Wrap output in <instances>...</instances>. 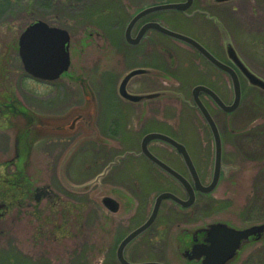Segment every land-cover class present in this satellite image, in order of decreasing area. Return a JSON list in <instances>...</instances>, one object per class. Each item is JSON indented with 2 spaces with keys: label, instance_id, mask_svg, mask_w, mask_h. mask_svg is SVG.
Segmentation results:
<instances>
[{
  "label": "rangeland",
  "instance_id": "1",
  "mask_svg": "<svg viewBox=\"0 0 264 264\" xmlns=\"http://www.w3.org/2000/svg\"><path fill=\"white\" fill-rule=\"evenodd\" d=\"M176 1L181 0H55L52 6L40 7L38 3L26 5L24 2L4 9L0 15V78L8 72L7 78L12 76V80L5 79L6 86L3 87L8 88L9 93L0 95V100L4 101L6 96L11 102L25 104L29 112L39 117L59 118L61 122L62 118L66 119L60 132L63 136L36 139V146L27 152L20 144L22 155L18 157L16 136L23 129L19 127L22 118L14 115L4 119L0 111V205H5L0 211V264H52L48 259H35L38 253H48L59 261L63 259L62 264H69V257L72 258L70 264H86L83 260L87 257L89 264H101V240L106 235L104 226L110 225L104 223L102 215L103 195L113 196L121 203L120 211L115 216L125 215L122 227L111 232L109 245L113 246L118 238L148 218L154 198L161 191L126 190L118 186V190L113 192L100 189V185L87 192H77L72 188L89 184L117 154H123L131 145L125 143V148L121 149L117 134L123 128L109 126L103 118L98 126L96 122L93 125L100 136L104 135L101 140L106 141L105 144H96L94 140L84 141L82 138L93 130L84 114L86 109L91 103L97 107L101 102L98 72L104 69L105 64L108 69L114 66L115 52L109 42L122 44L124 54H130L124 35L132 14L143 6ZM213 4L220 8H241L245 22L241 21V15L233 14L229 24L230 33L219 23L223 34L222 38L218 35V40L226 44V39H230L240 58L264 79V0L222 3L213 0ZM159 17L177 32L193 36L198 33L195 20L177 19L174 13H164ZM39 20L67 29L71 35L70 72L55 83L58 93L54 98L51 97L53 91L50 88L39 87L23 78L18 56L21 33ZM154 43L159 47L165 45L178 50L184 58H194L180 47V43L157 33H154ZM131 65V62L128 63L125 70L130 69ZM181 74H187V81L193 80L192 75L189 77L184 71ZM17 78L23 83V98L16 95ZM108 93L112 96L110 91ZM218 119L226 120L231 129L227 143L223 144L225 174L214 192L201 197L203 207L200 222L196 226L186 225L194 224L185 215L188 210L177 209V216L164 224L167 219L163 212L174 206L171 201H165V209L150 230L155 231L153 243L157 248L142 247V242L152 236L151 232L145 234L134 242L136 251L134 255L130 254L133 259L183 264L185 262L174 246L183 228L192 230L218 221L238 229L264 223V91L245 82L240 107L228 117L218 115ZM71 124L74 125L73 129ZM71 147V158L68 163H63L64 155ZM130 167L123 162L122 166L106 175L108 182L115 181L121 174L125 177ZM20 171L26 173L29 183L19 175L17 177L22 180L9 182ZM36 188H44L51 197L36 201ZM177 193L183 195L181 191ZM219 210H223L224 214H218ZM158 232L160 235L157 239ZM83 236H88L90 242L78 252L79 245L87 244ZM72 250H75L74 254H66ZM243 256L248 257L251 264H264V246H248Z\"/></svg>",
  "mask_w": 264,
  "mask_h": 264
},
{
  "label": "flooded vegetation",
  "instance_id": "2",
  "mask_svg": "<svg viewBox=\"0 0 264 264\" xmlns=\"http://www.w3.org/2000/svg\"><path fill=\"white\" fill-rule=\"evenodd\" d=\"M186 1L187 0H181L176 2L183 3ZM215 1L216 0H214V2ZM195 5L196 7H194ZM151 6L154 5L143 6L136 10L128 20L126 28L136 15L145 9L150 8ZM192 9L193 11L189 12ZM164 13H174L177 19L189 18V20H195L198 26L197 35H185L193 38L201 46L203 52L188 43L168 37L157 30L149 29L143 34L139 41H134L135 43L128 42L125 37V44L126 47L129 48L130 54H124L122 44L116 45L110 41L109 45L114 49L115 52L113 66L115 69L112 70L113 67L108 69L107 64H105L104 69L98 72V84L100 86L99 92L101 95V102L96 108L95 122L98 126V122L100 120L102 121L103 118L109 126H114L118 129L123 128L118 131L119 134H117V136L119 137V140L117 142L120 144L121 149L124 147L123 144H131L130 147L126 148L123 154H117L114 159L111 160V162H113L117 157H122L125 155V158H121L119 163L110 170V172H112L115 168H119L122 166L123 162H125L127 167L131 166L130 171L128 172L129 174H127L125 177H123V174H121V176L115 181L108 182V173L103 182L100 183V189L115 192L118 190V186H121L126 190H157L161 191L162 193H174L183 200L188 199L187 189L196 192V199L193 205L190 207H182L170 199L164 200L162 202L154 224L126 245L123 254L124 258L130 263H141V261L135 260L130 256V254L134 255L136 251V249L133 248L134 242L141 236L151 232L150 230L157 223L162 211L165 209V201H171L175 207H170L167 212H163V215H165L167 219L164 220V224H168V219H172L177 216V209L188 210L185 215L190 222L194 223L186 224L188 226L198 224L202 218L203 203L200 202V199L201 197L206 196V194L200 193L198 189L200 185L208 186L213 181L216 158V141L209 122L195 103L194 90L196 87H206L207 89L216 93L222 102L228 106L233 104L235 98L234 81L231 74L218 67V65H216L211 58H215L226 66L236 70L242 91V99L244 97V83L247 82L250 86L244 74L235 67L233 61L230 59L226 44H224L222 40H218V35L222 38L221 34H223L219 23L224 25V27L230 33L229 24L233 14L241 15V21L245 22L243 17L244 13L241 11V8H220L213 4V0H193L192 6L186 11H161L144 15L134 23L132 29V38L135 40L140 35L141 31L146 28L147 25L153 22H158L161 25L175 31V29L170 28L163 22L162 19H160L159 15ZM26 29L27 27L23 30V32ZM154 33L180 43V47L189 54L194 55V58H184L181 54H179L180 51L165 45H161L159 47L154 43ZM180 33L183 34V32ZM19 42L20 38L18 41V56L24 74V77H22L34 82L39 87L46 86L47 88H50V90L53 91L51 97L54 98L55 94L57 95L58 93V87L55 83H57L60 78L69 75L70 72L71 35L67 48L70 54V66L67 71L63 72L59 78L54 80H46L36 77L25 69L19 53ZM156 49H158L157 52ZM205 51L208 55H210L211 58L205 54ZM5 62L6 61H4V64H7V62ZM130 62L132 64L131 68L125 70L127 64ZM132 71H136L135 75L131 77L124 85L125 78ZM183 71L188 73L189 77L192 75L191 80H193L191 82L190 79L189 81L186 80L187 78L185 76H187V74L182 76L181 73ZM7 76L8 72L6 76L4 75L0 78L1 96L9 93L8 88L3 87L4 85L6 86L4 81L8 79L12 80V76H9L8 78ZM15 84L18 90L16 95H19L20 98H23L25 91L23 89L22 80L19 81L17 78L15 80ZM123 88H125L128 94L134 96L133 99H128V97L122 94ZM108 91L111 92L112 96H109L110 93H108ZM155 94H157V97H152V95ZM198 98L202 101L206 110L216 124L221 136L222 145L224 142L227 143V138L229 136L228 133L231 131V129L226 120L220 121L218 119V115L222 114L223 116L225 115L228 117L235 111L226 112L224 109L220 108L206 91H200L198 93ZM3 99L4 101L0 100V111L1 116H3L4 119L14 115H18V117L22 118V120H19V127H23V129H20L16 136V153L18 157H21L22 153L20 151V144H23V148H25L26 152L27 150L30 151L31 148L33 149V147L36 146V139L39 136H37V129H35L33 126H35V122L39 119V115L29 112V107L25 104H21L16 101L11 102L6 96H4ZM128 128H131L132 130H128ZM150 134H160L184 146L194 165L195 176L192 175L189 167L187 166L183 154L178 151L175 146L171 145L164 139L159 138L151 139L148 142L145 141ZM101 136L104 137L102 134ZM32 139L35 140L33 141ZM93 142L96 144L106 143V141L103 142L102 140H94ZM29 143H31V145H29ZM194 150H196V155ZM146 151H148L151 155L157 158L160 162L164 163L170 169L175 171L177 174L184 177L187 180V188L174 175L150 159L145 153ZM128 159H130V161H127ZM224 162H226V160L223 158V163ZM224 172L225 169L222 167L221 178L218 185L224 178ZM18 175L23 178L26 183L28 182L25 172L24 174H19L17 172L14 179L10 178L9 182H17L18 179L22 180L21 178L17 177ZM105 180L106 182H104ZM19 184L20 186H23L22 183ZM38 189L39 188H36L34 193L35 199ZM177 191L183 192V195L178 194ZM44 194L48 195L46 192H44ZM160 194L161 193H159L154 198L148 218L151 216L156 198ZM41 200H39V202ZM36 201L38 200L36 199ZM101 209L103 212L102 215L104 223L108 222L110 224L108 227L104 226V229H106V232L104 231V233L106 235L104 236L103 240H101V254L103 256L101 264H111V262L113 264L114 262L115 264H122L118 258V250L121 243L133 231L142 226L148 220V218L139 226H135L136 228L134 227L128 230V232L118 238L112 246L109 245V236L111 235V232L122 227L123 218L125 215L121 214L120 216H115L118 213H112L103 202L101 203ZM108 212L110 214H108ZM218 212V214H224L223 210H219ZM212 224H225L233 227L232 225H229V223L223 221L214 222ZM209 225L210 224H207L206 226H200L192 230L185 227L178 233L174 246L177 250L178 256L185 262L183 264H203L206 255L202 251L203 249H206V247L220 246L222 250L224 249L223 247L228 243V240L219 230L212 233V238L210 240L211 230L208 229ZM154 233L155 231L150 233L152 236L147 238L149 239L148 241L142 242V247L148 246L150 249L157 248L153 243ZM157 234L158 239L160 233L158 232ZM83 238L86 239L87 244L83 243L82 246L79 245L77 247L78 252L81 248H83V246L88 245L90 242L88 236H83ZM256 244L258 247L264 246V233H262L260 236H251L246 243L242 244L236 255L226 264H251L249 262V258L243 256V251L248 246ZM74 253L75 250H72L66 254L72 255ZM35 259L44 261L49 260L52 262V264H54V261L56 264H62L61 261L63 260L61 259L59 261L54 259L48 253H38L36 254ZM71 259L72 258L69 257L67 263L70 264L71 262L69 261ZM83 261H86V264H89L88 257L84 258ZM142 262H149V259ZM156 262L170 264L165 260H159Z\"/></svg>",
  "mask_w": 264,
  "mask_h": 264
},
{
  "label": "water",
  "instance_id": "3",
  "mask_svg": "<svg viewBox=\"0 0 264 264\" xmlns=\"http://www.w3.org/2000/svg\"><path fill=\"white\" fill-rule=\"evenodd\" d=\"M218 3L227 2L231 0H216ZM193 4V0H187L183 3H168V4H161V5H155L148 9H145L144 11L140 12L138 15H136L130 24L127 26L125 31V37L128 42L135 43L134 41H139L143 34L148 31L149 29H155L159 31L160 33L169 36L171 38L183 41L185 43H188L192 45L193 47L199 49L203 52V49L201 46L191 37L182 34L180 32L173 31L163 25H161L158 22L150 23L149 25L144 28L140 35L134 40L132 38V29L134 26V23L143 17L144 15L160 12V11H169V10H180V11H186L189 9ZM70 41V35L67 30L58 28V27H52L48 23L44 21H37L33 24H31L27 29L22 33L20 37L19 42V53L20 57L23 61V64L25 66V69L32 75L36 77H40L46 80H54L61 76V74L68 70L70 66V54L67 50L68 44ZM226 47L227 52L229 54L230 59L233 61L235 67L240 70L246 79L248 80L249 84L259 88L260 90L264 91V79L255 74L239 57L234 45L230 41V39H226ZM205 54L210 57V55L207 54L205 51ZM211 58V57H210ZM212 61L218 65L221 69H224L225 71L229 72L232 76V79L234 81V93L235 98L232 105H225L222 100L218 97L216 93L213 91L207 89L206 87H196L194 90L195 95V103L199 107V109L202 111L204 117L209 122L216 141V158H215V170H214V177L213 181L208 186H199L198 191L203 194H209L212 193L218 186L222 167L223 166V147H222V140L220 133L218 131V128L216 124L214 123L212 117L206 110L204 104L202 101L198 98V93L200 91H206L218 104V106L222 109H224L226 112H234L238 109L241 98H242V91L240 87V82L238 79V76L236 74V70L234 68L228 67L225 64L221 63L220 61L216 60L215 58H211ZM136 71H132L127 75L124 81L125 83L135 75ZM122 94L128 99H133L134 96L127 93L125 88L122 89ZM152 97H157V94L152 95ZM96 105L91 103L90 107L86 109L85 116L87 118L88 123L90 124L91 129H93L89 134H86L84 137V141L87 140H99L101 141L100 135L98 134V131L96 128H94L95 123V113H96ZM81 115V114H80ZM65 117L61 119L54 118V117H39V119L35 122V126H33L35 129H37V136H39L37 139H41L46 136H63L60 134L61 130H63L65 126ZM81 119V118H79ZM89 127V128H90ZM61 128V129H60ZM74 128V125L71 124V129ZM164 139L171 145L175 146L178 151H180L183 154V157L186 160L187 166L189 167L191 173L193 176H195V169L194 165L184 148L181 144L176 143L172 139L162 136L160 134H150L145 141H149L151 139ZM82 141V140H81ZM79 141V142H81ZM78 144L76 143V146ZM73 147H71L68 152L64 155L63 163L64 161L68 163L69 159L71 158L70 155H72ZM147 156L152 159L154 162H156L158 165L166 169L168 172H170L172 175H174L181 183L184 184V186L187 188V180L182 177L181 175L177 174L175 171L170 169L168 166H166L164 163L160 162L157 158H155L153 155H151L148 151L145 152ZM121 158H125V155L122 157H117L115 161L111 162L104 171L99 174L93 181H91L89 184L84 185L83 187H73L72 189L79 192H87L91 190L94 186L100 185V180L105 177L110 170L119 163V160ZM63 170L61 171V173ZM99 183V184H98ZM70 186V184H69ZM44 192L48 193L44 188H39L37 190V196L36 199L39 201L43 197L49 196L51 197L50 193L48 195L44 194ZM188 193V199L183 200L182 198L178 197L174 193L171 192H163L161 193L155 201L154 208L152 211L151 216L148 218V220L139 228H137L135 231H133L129 236H127L123 242L121 243L119 250H118V258L122 264H164L161 262H141V263H130L124 258V249L128 243H130L132 240L137 238L140 234H142L144 231H146L150 226L154 224L156 221V218L158 216L161 204L164 200L170 199L177 204L181 205L182 207H190L193 205L195 199H196V192L193 190L187 189ZM44 195V196H43ZM101 202L105 204V206L110 209L112 213H118L121 208V203L117 198H114L113 196L109 195H103ZM5 205H0V211L2 208H4ZM1 216V214H0ZM208 229L211 230L210 234V240L212 238V233L216 231H221L224 235V237L228 240V243L223 247L220 246H211L206 247V249H203V253L206 255L205 260L203 264H226L230 259H232L237 251L241 248L242 244L246 243L251 236L253 235H261L264 233V223L260 225H253L249 228L238 230L233 227H230L225 224H211L209 225Z\"/></svg>",
  "mask_w": 264,
  "mask_h": 264
},
{
  "label": "trees",
  "instance_id": "4",
  "mask_svg": "<svg viewBox=\"0 0 264 264\" xmlns=\"http://www.w3.org/2000/svg\"><path fill=\"white\" fill-rule=\"evenodd\" d=\"M55 0H0V15L2 14V12L4 11L5 8H9L12 5H21L24 2H26V5H29L31 3H38L40 4V7H44V6H52ZM20 173H23L22 171H20Z\"/></svg>",
  "mask_w": 264,
  "mask_h": 264
}]
</instances>
